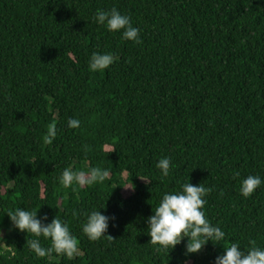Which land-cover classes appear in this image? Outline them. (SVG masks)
<instances>
[{"label":"trees","instance_id":"obj_1","mask_svg":"<svg viewBox=\"0 0 264 264\" xmlns=\"http://www.w3.org/2000/svg\"><path fill=\"white\" fill-rule=\"evenodd\" d=\"M112 8L142 44L93 22ZM94 52L118 59L92 72ZM69 167L110 175L64 188ZM249 175L264 179V0H0V264H214L233 242L264 248V185L239 192ZM188 182L211 189L204 211L226 239L191 257L187 239L157 252L147 218ZM17 208L67 224L79 254L37 257V237L12 227ZM93 210L112 218L113 239L83 235Z\"/></svg>","mask_w":264,"mask_h":264},{"label":"clouds","instance_id":"obj_2","mask_svg":"<svg viewBox=\"0 0 264 264\" xmlns=\"http://www.w3.org/2000/svg\"><path fill=\"white\" fill-rule=\"evenodd\" d=\"M93 22L104 27L110 33H120L125 41L142 44L140 30L134 27L130 16L122 14L116 8L110 11L98 9L93 17ZM118 59L112 53L101 54L94 52L89 60V69L92 72H103L109 69ZM81 125L79 119L69 118V129H78ZM57 138V125L48 126V132L44 137V143L52 145ZM172 162L170 158H162L156 164L160 170L161 178L170 174ZM110 175L109 170L93 167L87 171H73L65 168L59 176V183L64 188L77 185L81 188L95 183L105 182ZM239 172L235 177H239ZM141 179V178H140ZM146 180V179H142ZM264 185V179L258 175H249L240 182L239 192L245 198H251ZM133 188V187H128ZM127 189V188H126ZM134 189V188H133ZM211 189H206L202 184L193 185L184 183L179 191L165 193L153 208V215L147 218L148 235L150 243L155 246L157 252H169L187 239L185 256L199 254L204 247L212 242L221 245L226 239L225 232L218 226H213L206 217L204 211L207 200L205 197ZM12 227L21 233L32 234L37 239L29 242L30 249L39 258L51 257L52 253L73 259L79 254L78 241L67 224L57 217L50 223H45L47 217L38 218L36 211H26L17 208L8 213ZM110 217L93 210L86 214V221L81 225L82 233L90 241L96 242L104 238L113 239L106 235L110 226ZM51 241L49 248L40 244L39 238ZM251 247L241 248L239 243L233 242L229 247H224V254L216 257L214 264H264V248L256 246L255 241H250Z\"/></svg>","mask_w":264,"mask_h":264},{"label":"rangeland","instance_id":"obj_3","mask_svg":"<svg viewBox=\"0 0 264 264\" xmlns=\"http://www.w3.org/2000/svg\"><path fill=\"white\" fill-rule=\"evenodd\" d=\"M131 194H132V191L131 190H127L126 196H129Z\"/></svg>","mask_w":264,"mask_h":264}]
</instances>
